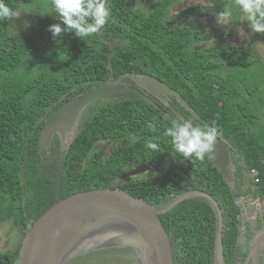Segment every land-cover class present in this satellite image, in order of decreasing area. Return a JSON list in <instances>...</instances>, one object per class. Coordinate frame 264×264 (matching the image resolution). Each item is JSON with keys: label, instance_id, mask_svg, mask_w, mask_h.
Returning a JSON list of instances; mask_svg holds the SVG:
<instances>
[{"label": "trees", "instance_id": "obj_1", "mask_svg": "<svg viewBox=\"0 0 264 264\" xmlns=\"http://www.w3.org/2000/svg\"><path fill=\"white\" fill-rule=\"evenodd\" d=\"M125 1L114 0L120 7L114 13L125 27L111 19L105 27L112 29L104 34L105 40L113 39V32L118 35L108 66L109 44L97 34L83 41L71 33L58 40L52 37L49 26L62 22L51 13L50 0H6L13 9L27 13L0 22V227L8 222L20 238L12 250L0 252V264H17L22 237L43 210L89 187H123L159 208L190 190L210 194L222 214L225 264L244 258L241 234L249 242L264 229L261 209L243 224L238 219L243 212L239 199L264 202L263 60L254 50L242 54L234 47L189 46L194 41L189 35L192 28L165 24L158 3L150 6L152 11L138 9L132 16ZM203 1H208L202 2L206 10H192L201 16L218 15L234 2ZM25 20L30 24L27 28ZM230 22L248 28L238 12ZM139 23H145L144 27ZM202 23H193L195 35L202 30L213 35L214 28ZM129 28L139 34L133 35ZM125 29L130 33L125 34ZM111 73L113 81L125 76L131 87L128 75L154 77L177 92L191 109L171 94L164 101L155 96L97 99L80 113L65 145L54 134L48 148L40 151L39 136L50 114ZM178 117L217 128L231 153L232 189L206 156L190 161L174 152L163 132ZM153 137L160 138L158 153L144 147ZM144 164L151 167L149 172L119 179ZM251 169L256 170L258 180L247 177L245 184L243 174ZM160 217L173 247L174 264H213L216 217L204 197L184 199Z\"/></svg>", "mask_w": 264, "mask_h": 264}, {"label": "water", "instance_id": "obj_2", "mask_svg": "<svg viewBox=\"0 0 264 264\" xmlns=\"http://www.w3.org/2000/svg\"><path fill=\"white\" fill-rule=\"evenodd\" d=\"M110 45L113 48L112 42ZM110 58L111 56L108 58V66H110ZM112 78L113 74L111 73L104 82L82 95L65 101L50 114L44 121L39 136L40 151L43 152L48 148L54 134L58 135L59 132L72 134L80 113L94 100H108L117 97L146 99L136 90L127 87L118 80L113 81ZM137 83L159 97L161 93L174 95L182 106L191 109L190 105L177 92L154 77L141 75ZM205 156L213 163L229 188L232 189L234 169L231 153L227 142L219 134L213 150ZM145 166L134 168L121 177L135 175ZM244 180L246 181V177ZM195 196L204 197L214 210L216 228L213 264H224L222 214L217 201L210 194L201 190H190L159 208L143 198L129 193L125 188L115 186L81 189L59 198L49 205L33 220L22 237L18 249L17 264H63L80 251L74 252L77 244L85 240V233L94 231L98 236H101L100 228L105 230V236L112 237L114 242L117 241L115 245H130L140 248L144 256V264H174L173 247L160 215L180 201ZM259 201L261 200L259 199ZM256 210V204H247L244 207L245 216L253 217ZM263 248L264 233H258L250 240L243 264H247L250 257L253 258L254 264H259ZM93 249L97 248L84 250L83 253Z\"/></svg>", "mask_w": 264, "mask_h": 264}, {"label": "clouds", "instance_id": "obj_3", "mask_svg": "<svg viewBox=\"0 0 264 264\" xmlns=\"http://www.w3.org/2000/svg\"><path fill=\"white\" fill-rule=\"evenodd\" d=\"M109 5L110 0H50L51 13H54L55 18L62 24H51L48 31L56 40L65 33H71L83 41L87 37L98 34L110 21L111 8ZM236 12L247 22L253 33L264 34V0H234L232 4L224 6L223 10L218 13L217 22L220 25H227ZM22 13L27 12L13 9L6 0H0V22L19 19ZM29 26V22L25 20L24 27ZM149 127L152 125L149 124ZM163 136L170 138L174 152L183 159L203 160L215 146L217 128L194 125L191 120L178 117L164 129ZM159 139V137L148 139L144 147L152 153H158L160 151ZM242 213L244 214V208ZM258 233H264V229L255 232L253 237Z\"/></svg>", "mask_w": 264, "mask_h": 264}, {"label": "flooded vegetation", "instance_id": "obj_4", "mask_svg": "<svg viewBox=\"0 0 264 264\" xmlns=\"http://www.w3.org/2000/svg\"><path fill=\"white\" fill-rule=\"evenodd\" d=\"M202 2L208 3V1H203V0H126L124 2V4H125L126 8H128V15L135 16L138 9H141L143 12H150L153 9V8L151 9L150 6L154 3H158L159 4L158 9L160 10L159 13H160L161 18L163 19V22L165 24L171 25V27L179 26L181 28L182 27L192 28V30H189V35L193 38L194 41H192L189 46L193 45L195 48L201 49V48H205V47H211L210 45H212V46L213 45H219V46L227 47L228 48L227 50H231V48L234 47L236 50H239L242 54L246 50H254L253 52H256L257 56H259L262 60H264V34L262 37H260L259 33H253L249 27L247 28L241 22L235 23V22L229 21L227 23V25H222V27H224V29L221 30V28H220L221 25L216 22L217 21V14L213 13L210 16H201V15H198L196 12L192 11L194 8H198V7H201L203 10H206V8L203 7L204 5L202 4ZM109 6H111V12L112 13H114V9H120L119 4L114 2V0H110ZM207 10H209L211 12L210 9H207ZM110 19L115 24H121L123 27H125V25L120 23V21H119L120 17L116 13H114V15L111 14ZM195 21H203V23L201 24V26H203V27L212 26L215 30L214 34L209 36L206 30H202V32L199 33L200 35H198V37H197V35H195L196 29L193 28V23ZM144 24L145 23H139L140 28L144 27ZM107 26H109L108 23L105 25V27H107ZM111 26L112 25L110 24V27ZM105 27H104V29H102L97 34L102 40H105L104 34L106 32L112 33V31H111L112 29L111 30H109V29L105 30ZM171 27H168V28H171ZM231 27L234 28L233 32L230 30ZM129 29L133 32V35L139 34V30L132 29V28H129ZM129 29H125L124 33L129 34L130 33ZM240 31L242 32V35L239 36L238 33H240ZM116 38H118V35H117V33L113 32V39L105 40L109 44V47H110L108 58L112 55V53L115 49V45H116L115 39ZM196 39L198 41H196ZM110 42L113 43V45H114L113 48L111 47ZM139 77H140V75H128V78L133 81V87L128 85V83H127L128 80H126L125 76H120L117 80L122 82L125 85L127 84L126 85L127 87L129 86V88L136 90L139 94H141L145 98L155 96L158 98H160V97L163 98L162 101H164V97H167V95H168L167 93H161L160 97L152 94L147 89L139 86V84L137 83ZM117 80H115V81H117ZM142 100H146V99H142ZM145 165L149 166L147 164H144L142 166H145ZM142 166H140V167H142ZM143 173H146V172L138 173V175L143 174ZM247 174L248 175L243 174V179H244V177H246V181L244 180L245 184L247 183V177L251 178L254 181V178L250 174V170ZM132 176H134V175H132ZM125 178L126 177L120 176L119 179H125ZM242 200L243 201L246 200V202H247L246 205L249 203L256 204L257 205L256 212H258V210L261 209V205H260L261 201H259V199L255 202H253L248 197H244V198H241V201ZM239 201H240V199H239ZM242 237H244V235L241 234L239 241L242 239ZM253 238L254 237L252 235L251 238L249 239V242L244 241L245 244L240 242L241 243V251L245 252L242 255V256H244V258L241 261L231 263V264H243V262L246 259V254H247L248 248L250 246V240H252ZM243 240H245V239L243 238ZM263 259H264V256H262V254H260L259 264L262 263ZM247 264H254L252 257L249 258V261Z\"/></svg>", "mask_w": 264, "mask_h": 264}, {"label": "rangeland", "instance_id": "obj_5", "mask_svg": "<svg viewBox=\"0 0 264 264\" xmlns=\"http://www.w3.org/2000/svg\"><path fill=\"white\" fill-rule=\"evenodd\" d=\"M220 28L221 30L224 29L222 25ZM230 30L233 32L234 28L231 27ZM238 35H242V32L240 31ZM60 133L62 132H59L58 136L62 145H65L71 133L64 134V132L61 134V136ZM149 168L151 167L145 166L138 170V172H149ZM252 225H250V227H252ZM104 232L105 230L100 228L99 233L104 234ZM243 238L240 240V242L245 244ZM19 239L20 238L18 237V234H16L15 230H10L9 223L4 222L0 227V252L6 253L12 250L16 246ZM63 264H144V256L140 248L130 245H113L93 249L80 254L77 253V255L69 258V261Z\"/></svg>", "mask_w": 264, "mask_h": 264}, {"label": "bare ground", "instance_id": "obj_6", "mask_svg": "<svg viewBox=\"0 0 264 264\" xmlns=\"http://www.w3.org/2000/svg\"><path fill=\"white\" fill-rule=\"evenodd\" d=\"M99 234L101 236H98L94 231H89L85 233V240H82V242H79L77 244L78 246H76L74 252L77 250H80L79 252L82 251L81 253H83L84 250H87L90 248H98V247L101 248V247L112 246L116 244L117 241L114 242V239L112 237L105 236L102 233H99Z\"/></svg>", "mask_w": 264, "mask_h": 264}, {"label": "built area", "instance_id": "obj_7", "mask_svg": "<svg viewBox=\"0 0 264 264\" xmlns=\"http://www.w3.org/2000/svg\"><path fill=\"white\" fill-rule=\"evenodd\" d=\"M250 174H251V176L254 178V181L256 182L257 180H258V178H257V176H256V170H254V169H251L250 170ZM240 205H241V207L242 208H244L245 206H246V200H242L241 201V199H240ZM261 213H263L264 214V202L261 200ZM244 216V214L243 213H241V214H239V222H241L242 224L245 222V217H243ZM264 216V215H263ZM240 231H241V229H240ZM261 254H262V256H264V248L262 249V251H261Z\"/></svg>", "mask_w": 264, "mask_h": 264}, {"label": "crops", "instance_id": "obj_8", "mask_svg": "<svg viewBox=\"0 0 264 264\" xmlns=\"http://www.w3.org/2000/svg\"><path fill=\"white\" fill-rule=\"evenodd\" d=\"M243 217H245V220H247V219H249V218H247L246 216H245V212H244V216ZM251 218V217H250Z\"/></svg>", "mask_w": 264, "mask_h": 264}]
</instances>
